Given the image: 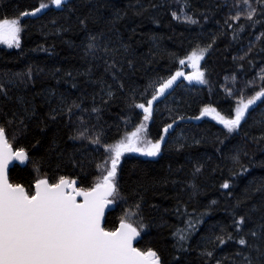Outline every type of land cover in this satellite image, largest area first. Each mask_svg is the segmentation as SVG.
<instances>
[{
  "label": "trees",
  "instance_id": "1",
  "mask_svg": "<svg viewBox=\"0 0 264 264\" xmlns=\"http://www.w3.org/2000/svg\"><path fill=\"white\" fill-rule=\"evenodd\" d=\"M171 1L67 0L57 8L51 0H0V19L19 17L22 25L20 47L0 46V124L29 156L9 181L33 191L37 179L67 176L91 187L103 173L104 145L143 123L147 139L164 137L161 152L123 155L104 227L142 216L147 227L136 247L152 248L162 264H264V98L232 132L200 115L210 105L234 116L240 93L264 85V0L251 1V18L226 16L219 0H179L191 20L174 17ZM40 3L48 7L20 17ZM194 49H207L206 82L178 78L144 121L136 105L151 99L161 78L191 72L179 60ZM189 221L181 247L175 233Z\"/></svg>",
  "mask_w": 264,
  "mask_h": 264
},
{
  "label": "snow or ice",
  "instance_id": "2",
  "mask_svg": "<svg viewBox=\"0 0 264 264\" xmlns=\"http://www.w3.org/2000/svg\"><path fill=\"white\" fill-rule=\"evenodd\" d=\"M244 2L248 3V0ZM51 3L57 8L65 6L64 0H51ZM47 7V4L40 3L31 13H20V17L36 15ZM248 7L247 16L251 18L256 9L250 4ZM173 16L180 18L175 12ZM184 19L191 20L187 16ZM21 31L19 17L0 19V43L20 47ZM91 39L94 41L95 37ZM93 46L89 45L90 48ZM206 50L194 49L186 58L180 59L179 64L190 66L192 71L185 73L181 67L167 79L161 78L151 99L136 105L143 110L144 121L152 117L153 102L164 96L178 78L206 82L205 72L201 68ZM4 95L7 96L6 91ZM261 98H264V85L259 91L254 90L251 96L246 97L241 93L234 108V116L222 115L210 105L205 106L200 115L213 117L232 132L240 127L250 107ZM171 127V124L166 125L163 131L167 133ZM143 130L144 124L141 123L135 131L127 133L119 141L104 145L108 153L103 162V173L106 174L97 177L93 186L77 187L74 179L59 176L52 182L48 178L37 179L32 191L30 187L26 189L23 184L9 181L8 169L12 161L25 162L29 156L24 147L13 148L5 126L0 124V264H162L160 256L152 248L142 250L134 246V241L147 227L142 216L136 223L121 219L119 227L113 230L104 227L105 209L119 197L117 175L123 155L136 152L153 157L161 152L164 137L152 141L141 135ZM92 143H101L99 133L92 138ZM222 187L229 188V183L225 181ZM136 208L139 209L138 204ZM133 215H138V212ZM243 222L244 218L241 217L240 223ZM193 227L189 221L186 229L175 233L181 247L189 238L188 229ZM252 235L256 234L253 232ZM217 239L224 243L221 237ZM239 244L247 245V241L240 238ZM206 254L212 255L211 252Z\"/></svg>",
  "mask_w": 264,
  "mask_h": 264
},
{
  "label": "rangeland",
  "instance_id": "3",
  "mask_svg": "<svg viewBox=\"0 0 264 264\" xmlns=\"http://www.w3.org/2000/svg\"><path fill=\"white\" fill-rule=\"evenodd\" d=\"M65 1H67V0H64V2ZM219 1H221L224 5V8L226 10V16H230V18H235V17H238L240 14L249 11L248 5L249 4L251 5L252 0H248V3H245L244 0H219ZM170 8H171L172 14L175 12V13H177V15L179 17H181L183 20H185L183 18L185 16V13H184L185 11L179 5V0H172L170 3ZM0 46L4 47L6 49H9V50L17 48L16 46L9 47L8 45H6L4 43H0ZM229 91H230L229 92L230 96H233V95L235 96V94L238 92V88L237 89H231ZM240 95H241V93H240ZM244 95L246 97H248L246 92L244 93ZM141 135L144 136V131L141 133ZM108 166L110 167V162H109ZM103 174H106V173H103Z\"/></svg>",
  "mask_w": 264,
  "mask_h": 264
},
{
  "label": "water",
  "instance_id": "4",
  "mask_svg": "<svg viewBox=\"0 0 264 264\" xmlns=\"http://www.w3.org/2000/svg\"><path fill=\"white\" fill-rule=\"evenodd\" d=\"M54 6H55V5H54ZM55 7H56V6H55ZM190 68H191V67H190ZM168 90H169V89H168ZM168 90L166 91V93H165L164 96L159 97L160 100H163V99L166 97V95L168 94ZM132 153H133V154H137L136 152H132ZM26 162H27V161H25V162H20L19 160H14V161H12V163L9 165L8 174H9L10 169H11L13 166L16 165V166H19V167H24L25 164H26ZM76 186L78 187L77 183H76ZM34 188H35V184L33 185V191H34ZM78 199H82V198L78 197ZM114 208H115V206H114L113 203L110 204V205H108V207H106V209H105V217H106V215H107L109 212L113 211ZM104 220H105V219H104ZM117 227H119V224L117 225ZM140 239H141V236L138 237L136 241H134V246H137V244H138V242L140 241Z\"/></svg>",
  "mask_w": 264,
  "mask_h": 264
},
{
  "label": "bare ground",
  "instance_id": "5",
  "mask_svg": "<svg viewBox=\"0 0 264 264\" xmlns=\"http://www.w3.org/2000/svg\"><path fill=\"white\" fill-rule=\"evenodd\" d=\"M51 7V6H50Z\"/></svg>",
  "mask_w": 264,
  "mask_h": 264
}]
</instances>
